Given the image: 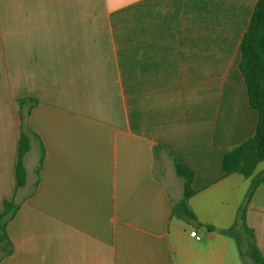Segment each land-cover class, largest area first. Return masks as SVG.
<instances>
[{
    "label": "crops",
    "instance_id": "0c3cea01",
    "mask_svg": "<svg viewBox=\"0 0 264 264\" xmlns=\"http://www.w3.org/2000/svg\"><path fill=\"white\" fill-rule=\"evenodd\" d=\"M256 1L0 0V212L18 205L0 264H244L219 231L250 179L221 159L257 122L238 70ZM174 163L203 227L171 216ZM245 223L264 256V183Z\"/></svg>",
    "mask_w": 264,
    "mask_h": 264
},
{
    "label": "trees",
    "instance_id": "16d2710c",
    "mask_svg": "<svg viewBox=\"0 0 264 264\" xmlns=\"http://www.w3.org/2000/svg\"><path fill=\"white\" fill-rule=\"evenodd\" d=\"M240 61L238 70L244 81L246 96L251 109L257 114V122L252 137L239 145L226 151L221 159L222 175L228 176L237 174L245 179H250V186L245 195L244 202L238 208L236 220L231 228L219 231L220 234L231 237L236 241L239 257L244 264H264L262 256L254 243L252 230L247 228L245 223V213L248 201L253 191L264 183V171L254 174L258 164L264 163V0H257L250 16L249 24L242 36L240 46ZM30 99L18 101L21 105ZM29 114V112H28ZM29 138L26 133L20 131L16 163L14 166L15 189L24 186L26 173L23 159L29 151ZM157 149V147H156ZM175 176L182 182V198L172 206L171 216L182 222L196 223L198 227H203L190 211L188 206L189 198L195 193L191 188L194 173L188 167L174 163ZM18 210V205L13 199L4 200L0 212V250L4 254L11 252L12 245L6 234L7 223L14 218ZM211 230L209 227H204ZM241 228L246 235V242L249 246L248 259L246 263L241 252V243L235 238V232Z\"/></svg>",
    "mask_w": 264,
    "mask_h": 264
},
{
    "label": "rangeland",
    "instance_id": "374dc122",
    "mask_svg": "<svg viewBox=\"0 0 264 264\" xmlns=\"http://www.w3.org/2000/svg\"><path fill=\"white\" fill-rule=\"evenodd\" d=\"M235 238L238 239L239 242L241 243V245L243 246L242 250H243V253L245 254L244 257H247L246 260L249 263L248 253L250 250H249V246L246 242V235L244 233L235 232Z\"/></svg>",
    "mask_w": 264,
    "mask_h": 264
},
{
    "label": "built area",
    "instance_id": "2783aa9c",
    "mask_svg": "<svg viewBox=\"0 0 264 264\" xmlns=\"http://www.w3.org/2000/svg\"><path fill=\"white\" fill-rule=\"evenodd\" d=\"M190 236L193 237L196 241H200L201 240V236L198 235L197 231H190Z\"/></svg>",
    "mask_w": 264,
    "mask_h": 264
},
{
    "label": "bare ground",
    "instance_id": "6f19581e",
    "mask_svg": "<svg viewBox=\"0 0 264 264\" xmlns=\"http://www.w3.org/2000/svg\"><path fill=\"white\" fill-rule=\"evenodd\" d=\"M223 67V66H222Z\"/></svg>",
    "mask_w": 264,
    "mask_h": 264
}]
</instances>
